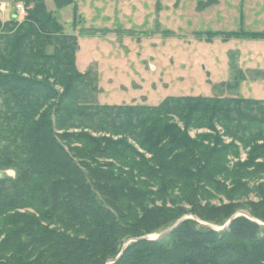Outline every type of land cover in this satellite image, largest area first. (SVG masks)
<instances>
[{
  "label": "trees",
  "instance_id": "16d2710c",
  "mask_svg": "<svg viewBox=\"0 0 264 264\" xmlns=\"http://www.w3.org/2000/svg\"><path fill=\"white\" fill-rule=\"evenodd\" d=\"M19 1L22 21L0 23V264H107L125 244L111 264H264V99L223 94L241 70L213 96L100 104L77 37ZM210 191L228 203L209 206ZM246 194L256 221L186 218L139 239L188 214L224 226Z\"/></svg>",
  "mask_w": 264,
  "mask_h": 264
},
{
  "label": "rangeland",
  "instance_id": "374dc122",
  "mask_svg": "<svg viewBox=\"0 0 264 264\" xmlns=\"http://www.w3.org/2000/svg\"><path fill=\"white\" fill-rule=\"evenodd\" d=\"M40 1L66 34L77 37L76 67L97 73L100 104L155 106L167 97L213 96L214 87L231 82L238 70L245 79L238 90L223 94L264 99V36L224 40L229 32H264V0H73L62 9L52 0ZM20 2L0 0L1 24L14 15L22 21ZM210 32L219 34L209 37ZM3 175L13 177L14 170ZM210 192L209 206L228 203ZM236 201L243 207L234 214L248 215L258 198L246 194Z\"/></svg>",
  "mask_w": 264,
  "mask_h": 264
},
{
  "label": "water",
  "instance_id": "95a60500",
  "mask_svg": "<svg viewBox=\"0 0 264 264\" xmlns=\"http://www.w3.org/2000/svg\"><path fill=\"white\" fill-rule=\"evenodd\" d=\"M52 1H53L54 5L56 6L57 9H62V8L67 7V6H69V5H71V4L73 3V0H52ZM240 215H243V214H234L233 216H231V218H230V219L226 222V224H225L223 227H221V228L212 227V226L207 225V224H203V225L208 226V227H210V228H212V229H215V230H223V229H225V228L229 225V223L231 222L232 219H234L235 217H238V216H240ZM243 216H245V217H247V218H249V219H251V220H253V221H256V220L253 219L249 214H248V215L246 214V215H243ZM186 218H187L186 216H183V217L180 218V219H179V220H178L173 226H171L170 228H168V229L162 231V232L159 233L158 236L155 237V238H151V236H143V237H140L139 239L156 240L158 237H160V236L166 234L167 232H169L170 230H172L174 227H176L181 221H183V220L186 219ZM125 247H126V244L123 246L121 252L117 255V257H116L114 260H110L107 264H111V263H113L116 259H118V258L120 257V255L122 254L123 250L125 249Z\"/></svg>",
  "mask_w": 264,
  "mask_h": 264
},
{
  "label": "built area",
  "instance_id": "2783aa9c",
  "mask_svg": "<svg viewBox=\"0 0 264 264\" xmlns=\"http://www.w3.org/2000/svg\"><path fill=\"white\" fill-rule=\"evenodd\" d=\"M16 9L19 11V13L21 15H24L25 14V8H24V6L22 4H17L16 5Z\"/></svg>",
  "mask_w": 264,
  "mask_h": 264
},
{
  "label": "bare ground",
  "instance_id": "6f19581e",
  "mask_svg": "<svg viewBox=\"0 0 264 264\" xmlns=\"http://www.w3.org/2000/svg\"><path fill=\"white\" fill-rule=\"evenodd\" d=\"M154 236V235H153Z\"/></svg>",
  "mask_w": 264,
  "mask_h": 264
}]
</instances>
